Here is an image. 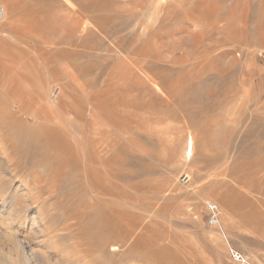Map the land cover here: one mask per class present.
I'll list each match as a JSON object with an SVG mask.
<instances>
[{
    "label": "rangeland",
    "instance_id": "rangeland-1",
    "mask_svg": "<svg viewBox=\"0 0 264 264\" xmlns=\"http://www.w3.org/2000/svg\"><path fill=\"white\" fill-rule=\"evenodd\" d=\"M0 4V264H264V0Z\"/></svg>",
    "mask_w": 264,
    "mask_h": 264
},
{
    "label": "built area",
    "instance_id": "built-area-1",
    "mask_svg": "<svg viewBox=\"0 0 264 264\" xmlns=\"http://www.w3.org/2000/svg\"><path fill=\"white\" fill-rule=\"evenodd\" d=\"M5 12V6L0 4V22L4 20ZM207 209L209 212L207 222L210 226L216 227L220 219V208L217 203L210 201L207 203ZM229 261L231 264H253L252 256L241 250H233L229 256Z\"/></svg>",
    "mask_w": 264,
    "mask_h": 264
},
{
    "label": "bare ground",
    "instance_id": "bare-ground-1",
    "mask_svg": "<svg viewBox=\"0 0 264 264\" xmlns=\"http://www.w3.org/2000/svg\"><path fill=\"white\" fill-rule=\"evenodd\" d=\"M5 15H6V12H5ZM74 118V117H73ZM219 194V193H218ZM221 196H223L222 194H221ZM231 196V195H230ZM229 197V196H228ZM219 199H221V201L223 200L222 199V197H218ZM224 201V200H223ZM226 202V201H225ZM227 203V202H226ZM227 205H228V203H227ZM30 245V244H29ZM21 247V246H20ZM28 247V246H27ZM29 248V247H28Z\"/></svg>",
    "mask_w": 264,
    "mask_h": 264
}]
</instances>
